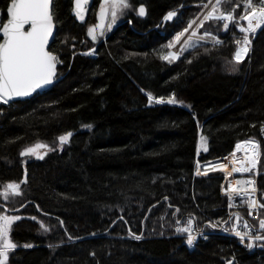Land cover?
Segmentation results:
<instances>
[{
  "label": "trees",
  "instance_id": "trees-1",
  "mask_svg": "<svg viewBox=\"0 0 264 264\" xmlns=\"http://www.w3.org/2000/svg\"><path fill=\"white\" fill-rule=\"evenodd\" d=\"M9 3L0 0V22ZM72 3L54 0L50 51L64 62L55 86L0 109V189L27 173L11 205L24 219L12 227L17 247L8 264H264V253L249 254L231 238L212 235L193 249L174 230L190 215L199 229H212L209 221L220 222L215 230L230 228L237 213L221 196L223 176H196L197 162L226 158L251 138L264 163V29L250 36L249 54L233 71L234 37L243 34L216 21L198 34L208 31L222 45L199 43L178 60L161 58L207 0H129L145 6L146 16L129 13L97 43L72 16ZM237 4L242 13L243 0L223 7ZM169 11L178 16L165 25ZM93 48L97 57L82 54ZM147 93L181 96L186 106L149 104ZM67 132L73 135L60 150L58 137ZM37 143L55 150L44 159L20 155ZM259 186L264 195V177Z\"/></svg>",
  "mask_w": 264,
  "mask_h": 264
},
{
  "label": "snow or ice",
  "instance_id": "snow-or-ice-1",
  "mask_svg": "<svg viewBox=\"0 0 264 264\" xmlns=\"http://www.w3.org/2000/svg\"><path fill=\"white\" fill-rule=\"evenodd\" d=\"M232 0H207V3H202V7L209 9L206 14H203V20L199 23L196 29H193V25L197 23L199 17L195 20H191L188 25L180 32H177L173 40L166 46L169 49L176 44H180L182 38L186 36L190 29V36L183 39V46L178 53L169 52L167 56H162V59H167L169 62L178 60L180 56L188 51L189 48H197L202 46L200 41H206L211 39L213 46L222 45V41L216 36H213L210 32L205 31L204 35H198L200 28L204 27L205 21L223 22L222 28L225 31H230V25L235 29H238L242 33V37H234L236 49L234 51L235 65L229 61L233 71L238 70L236 65H240L247 57L251 40L250 34H254L257 30L264 29V0H243V11L237 13L236 8L240 7L239 4L230 10H224L225 3H231ZM52 0H10L7 7V21L0 22V34H2V42H0V104H9L11 101H15L17 98L30 97L38 90H42L53 84L57 78V64L62 63L56 54L49 50V41L53 38L54 32V18L51 11ZM75 9L74 14L80 20L84 21L86 6L90 3V0H74ZM132 5L129 0H103L99 5V24L95 27L88 29V35L93 41L97 39V29H99V35H104L105 21L107 20V29L116 23L117 19L125 14V10L131 9ZM139 16L145 15V8L141 6L138 10ZM177 16L176 11H169L163 18L165 22L172 20ZM241 21H246L247 26L241 24ZM209 51L206 49V52ZM85 55H91L93 53H84ZM188 63H191L189 60ZM144 92V89H141ZM147 99L149 104L155 102L157 104H175L182 103L177 101L175 95L165 99L164 97L156 98L151 93H147ZM86 128H91V125H84ZM255 127V125H253ZM261 132L264 134V123L261 125ZM72 132H67L58 137L59 145L62 146L69 142L72 137ZM205 137L201 136V147L205 152L208 151L207 145L204 142ZM42 148H49L48 145L43 143H37L34 146L25 147L20 155L22 157L35 155L37 159H43V155L39 150ZM54 151L55 148H49ZM244 152V156L240 160H236V152ZM233 160V167L231 171H227V175L231 176L233 173H248L256 169L258 164V157L260 155V144L255 139H248L243 142H238L235 145V151L231 153ZM226 170L224 164H217L213 170ZM197 175L202 173L199 171V162H197ZM207 175V172L203 173ZM27 173L25 172V177ZM21 183H27L24 179L21 182H7L6 185L0 189V197L5 201H13L14 197L22 195ZM236 185L244 186L251 185V191L255 192L254 180H240L235 181ZM241 195L243 197L249 196V190L247 187L237 188L229 185L228 198L229 207H232L231 201L233 200V194ZM165 199H168L165 197ZM247 204L249 209L257 207V201L254 199H248ZM171 207V205H170ZM260 208H264V204H259ZM37 209L39 206L37 205ZM18 211V209H13ZM177 213L179 208L175 210ZM251 214V212L249 213ZM22 219L19 215L4 214L3 206L0 205V264H8L9 253L14 250L17 245L10 239V232L14 222ZM32 220H36L35 216L30 217ZM236 219L239 221L240 216L236 214ZM194 218L190 215L185 221L183 227H176V232L186 235V243L189 247L193 246L197 236L194 231L203 234L199 229H194ZM43 233L50 231L49 227L43 222H39ZM63 226L64 222H59ZM181 222L176 220V224ZM220 222L213 223L209 221L206 227L215 229ZM227 223V221H224ZM245 228H250L247 221L244 222ZM259 229L264 230V218L259 220ZM225 231H231L236 237L243 243L245 237L252 241L247 247H253L257 241H264V234H254L251 230L248 232H242L235 228L224 229ZM134 235V234H133ZM72 239L71 236L68 237ZM134 238L139 240V235H134ZM205 238H207L205 236ZM25 248L32 247L31 244L23 245ZM94 255V253H93ZM231 264V262H229Z\"/></svg>",
  "mask_w": 264,
  "mask_h": 264
},
{
  "label": "built area",
  "instance_id": "built-area-1",
  "mask_svg": "<svg viewBox=\"0 0 264 264\" xmlns=\"http://www.w3.org/2000/svg\"><path fill=\"white\" fill-rule=\"evenodd\" d=\"M223 23V22H221ZM232 26V25H231ZM233 27V26H232ZM234 28V27H233ZM219 39V38H218ZM222 42L223 40L220 39ZM208 43H212L211 39H207ZM183 46V42L181 41L180 44H176L172 51L173 53H178L179 50L181 49V47ZM94 57H97L96 54L93 55ZM58 58L61 60L60 56H58ZM62 61V60H61ZM59 65L63 66L64 62L62 61V63H59ZM260 136H261V140L264 143V134H262L261 129H260ZM236 160H240L242 158H240V156L235 157ZM260 159V155L258 157V160ZM233 157L232 155L226 157V158H222L220 160H214V161H210V162H203V161H199V171L202 173L201 175H197L198 177H208L210 175H215V174H220L223 176V182L221 184V189H220V193L222 197L227 198L228 202L229 198H228V190H229V185L231 184L234 187H237L238 189L241 187H247L249 190V196L248 197H243L241 195H237V194H233V200L231 201L232 203V207H229V209L231 210H235L237 211L236 214H239L240 216V220L238 221L236 219V215L235 218L233 220V224L230 226V228H222L220 230H215V229H199L196 227V225L194 224L193 227L194 229H199L200 232H202L203 234H199V232L194 231V234L197 236V239L194 241L193 246H191L193 249L196 248L201 242H206L208 241L212 235H222L224 237H228L231 238L235 241V243L241 247L244 251H246L249 254H262L264 253V241H257L254 243L253 247L249 248L247 247V245L249 243H252V241L248 240L247 237H245L244 242L242 243L238 237L235 236V234L231 231H225L224 229H237L239 231L242 232H248L249 230H251L254 234H264V230L259 229V220L261 218H264V208H260L259 204H264V195H261L260 192V186H259V179L264 177V168L263 171H257V167L259 165H257L256 169H254L251 172L248 173H233L231 176H228L227 179H225L226 175H227V171H231L232 167H233V163H232ZM261 160V159H260ZM217 164H224L226 166V170H213L214 166ZM264 166V163H263ZM196 172H197V166H196ZM207 172V175H204L203 173ZM237 179L240 180H254L255 182V188L256 191L252 192L251 185H244V186H240V185H236L235 181ZM248 199H254L257 201V207L253 208V209H249L248 204H247V200ZM251 212V214H249ZM247 221L248 225L250 226V228H245L244 227V222ZM186 226L185 222L184 223H180L179 225H175L174 226V230L176 232V227H183ZM177 233V232H176ZM180 236H183L186 238L187 234H181V233H177ZM205 236L207 238H205Z\"/></svg>",
  "mask_w": 264,
  "mask_h": 264
},
{
  "label": "rangeland",
  "instance_id": "rangeland-1",
  "mask_svg": "<svg viewBox=\"0 0 264 264\" xmlns=\"http://www.w3.org/2000/svg\"><path fill=\"white\" fill-rule=\"evenodd\" d=\"M98 9H96V10H94V12L92 13V15H91V17L89 18V20L86 22V23H84L83 25H84V29H85V32L87 33V36L92 40V38L88 35V29L90 28V27H95L96 25H98L99 24V7H97ZM138 10H139V8H131V9H127V10H125V14L124 15H121L118 19H117V21H116V23L111 27V29L109 30V29H107V20L105 21V31H104V35H99V29H97V39L94 41V42H98V41H100V40H102V39H105V38H107V36L113 31V29L120 23V22H122L124 19H125V17L129 14V13H135V14H138ZM207 11V9H204L203 10V12L201 13L202 15L205 13ZM201 16V15H200ZM199 16V17H200ZM203 20V18L201 19V20H198L197 21V23L196 24H194L193 25V29H196L197 27H198V25H199V23L201 22ZM193 29H190L189 30V32L186 34V36L184 37V38H182V41H183V39H186L188 36H190V34H191V30H193ZM199 35V34H198ZM252 34H250V36H251ZM250 36H249V38H250ZM208 41L206 40V41H200L199 43H207ZM173 48V47H172ZM172 48H171V51L170 52H172ZM189 49H192V48H189ZM188 49V50H189ZM93 53V54H91V56L92 57H94L93 55L95 54V52H96V50H95V48H93V49H91L90 51L88 50V51H83L82 52V54L83 55H85L84 53ZM173 53V52H172ZM168 55V54H167ZM167 55H165V56H167ZM61 66V65H60ZM176 99H177V101H180V102H182V103H175V104H177V105H181V106H186V100L184 99V97H181V96H176ZM258 142V141H257ZM44 144V143H43ZM67 144V143H66ZM66 144H64V145H62V146H60L59 145V143H58V148L60 149V150H62L63 148H64V146L66 145ZM46 145H48V144H46ZM49 146V148H53L52 146H50V145H48ZM49 148H42V149H40L39 150V152H40V154L41 155H43V157L45 158L50 152H52L51 150H49ZM236 155L237 156H240V158H243V156H244V152L243 151H240V152H236ZM37 159L36 158V156L35 155H32V156H27L26 157V159ZM43 158V159H44ZM257 165H259L258 167H257V171L259 170V171H262V163H261V160L259 159L258 160V164ZM264 168V167H263ZM19 198V196L18 197H14L13 198V201H11V202H9V201H5L2 197H0V205H2L3 206V209H4V214H8V215H15V213L14 212H12L13 211V208L11 207V205L12 204H16L17 203V199ZM22 217V219H24V217L23 216H21ZM22 219H20V220H18V221H16V222H14V224L15 223H17V222H19V221H21ZM13 224V225H14ZM13 225H12V227H13ZM10 239H11V232H10ZM12 240V239H11ZM11 253V252H10ZM10 253H9V256H10ZM230 262V261H229ZM229 262H227L226 264H229ZM231 264H233L232 262H231Z\"/></svg>",
  "mask_w": 264,
  "mask_h": 264
},
{
  "label": "water",
  "instance_id": "water-1",
  "mask_svg": "<svg viewBox=\"0 0 264 264\" xmlns=\"http://www.w3.org/2000/svg\"><path fill=\"white\" fill-rule=\"evenodd\" d=\"M102 2H103V0L100 1V3H102ZM94 3H95V0H90V3L86 6L85 19H84V21L82 22V21H80V20L75 16V14H74L75 3H74V0H73V3H72V16L77 20L78 23H80V24H84V23H86V22L89 20L90 13H91V9H92ZM142 6H143V5H142ZM53 7H54V0H52V3H51V11H52V13H53ZM143 7L145 8V15H144V16H141L142 18H144V17L146 16V7H145V6H143ZM177 16H178V12H177ZM177 16L174 17V18H173L172 20H170V21H167V22L164 21V24L166 25L167 23H171V22L175 21V19L177 18ZM200 17H201V16H200ZM200 17H199V19H200ZM53 18H54V15H53ZM197 21H198V20H197ZM54 24H55V27H54V32H53V38L50 39V41H49V50H50V47L52 46V44H53L54 41H55V38H56V35H57V30H58V29H57V24H56L55 18H54ZM0 40H1L0 42H2V34H0ZM58 74H59V64H57V77H58ZM56 82H57V78L54 80V82H53L52 85H50V86H48V87H46V88H44V89H42V90H38L37 92L33 93L30 97L17 98L15 101H11V102H21V101H27V100H30V99H32L34 96H36L38 93H43V92L50 91V90L55 86ZM11 102H10V103H11ZM2 105H3V104H0V109H1V106H2ZM25 179L27 180V176L25 177Z\"/></svg>",
  "mask_w": 264,
  "mask_h": 264
},
{
  "label": "flooded vegetation",
  "instance_id": "flooded-vegetation-1",
  "mask_svg": "<svg viewBox=\"0 0 264 264\" xmlns=\"http://www.w3.org/2000/svg\"><path fill=\"white\" fill-rule=\"evenodd\" d=\"M100 1H101V0H99V2L97 3L96 0H95V3H94V5H93V7H92V9H91L90 17H91V15H92V13L94 12V10L98 9L97 7H99V5H100ZM90 17H89V18H90Z\"/></svg>",
  "mask_w": 264,
  "mask_h": 264
},
{
  "label": "crops",
  "instance_id": "crops-1",
  "mask_svg": "<svg viewBox=\"0 0 264 264\" xmlns=\"http://www.w3.org/2000/svg\"><path fill=\"white\" fill-rule=\"evenodd\" d=\"M240 23L243 24L244 26H247V22H246V21H243V22L241 21ZM257 33H258V32L254 33V34H257ZM248 54H249V53H248ZM247 56H248V55H247ZM245 59H246V58H245ZM234 64H235V61H234Z\"/></svg>",
  "mask_w": 264,
  "mask_h": 264
},
{
  "label": "bare ground",
  "instance_id": "bare-ground-1",
  "mask_svg": "<svg viewBox=\"0 0 264 264\" xmlns=\"http://www.w3.org/2000/svg\"><path fill=\"white\" fill-rule=\"evenodd\" d=\"M208 10H209V9H207V11H208ZM207 11H206V12H207ZM206 12H205L204 14H206ZM202 18H203V15H201V17H200L199 20H201ZM191 31H192V30H191ZM191 31H190V32H191Z\"/></svg>",
  "mask_w": 264,
  "mask_h": 264
}]
</instances>
